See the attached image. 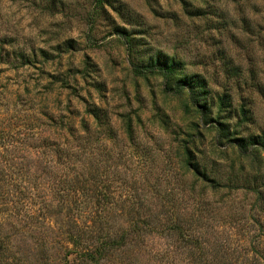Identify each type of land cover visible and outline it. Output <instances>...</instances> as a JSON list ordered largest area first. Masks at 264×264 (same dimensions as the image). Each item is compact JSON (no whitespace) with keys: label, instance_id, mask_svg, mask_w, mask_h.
<instances>
[{"label":"rangeland","instance_id":"obj_1","mask_svg":"<svg viewBox=\"0 0 264 264\" xmlns=\"http://www.w3.org/2000/svg\"><path fill=\"white\" fill-rule=\"evenodd\" d=\"M257 135L264 0H0V264H264Z\"/></svg>","mask_w":264,"mask_h":264},{"label":"trees","instance_id":"obj_2","mask_svg":"<svg viewBox=\"0 0 264 264\" xmlns=\"http://www.w3.org/2000/svg\"><path fill=\"white\" fill-rule=\"evenodd\" d=\"M131 40H129L128 42L130 43ZM153 71H161V73H163L165 76L169 77L172 74H175L177 71L176 65L174 63V61H168V60H164L162 61L160 57H157L156 60L152 61L151 64L149 66H147V69H150ZM200 86L204 85V82L200 81V83L198 84ZM241 151H250L253 150L252 148H248V145H246V139L245 138H236L235 140ZM249 143L251 144V146H253L254 148L257 147L258 150H260L259 148H263L264 147V135H257L254 138H251L249 140ZM192 154L190 150H187V159H188V168L191 169L190 171H193L195 173H200V168L198 164H194L192 162ZM76 205L79 206L80 204H83V202L87 203V200L81 199V200H76ZM104 203H111L110 200H104ZM136 223V225L139 223L138 221L134 222ZM164 224V221L162 222V225ZM143 228H135L133 229V235H137L139 237L143 236V232H142ZM174 229L177 233V238L176 241H182L187 239V241H191V243H193L195 245L194 240H191L192 238L189 237V234L186 232V230L181 226V225H174ZM103 231V230H102ZM101 230H95L92 229L90 234H91V238L90 241H94L97 246L96 249H93L94 247L91 245H88L84 248V253L87 254L88 256L91 257V259L95 260L97 258L98 255V251L97 250H101L102 246H104V248L106 246L109 245V243L115 242L116 240H118L117 238L112 239L110 237L109 234H104L105 231L102 232ZM148 232V231H147ZM103 234V235H102ZM136 236V238H138ZM110 238V239H109ZM123 238H127L126 236H123ZM92 239V240H91ZM198 240V238H196ZM125 240V239H124ZM77 243V240H74ZM199 242V241H198ZM198 242L196 245H198ZM104 253L100 254V257L103 256ZM101 259V258H100Z\"/></svg>","mask_w":264,"mask_h":264}]
</instances>
